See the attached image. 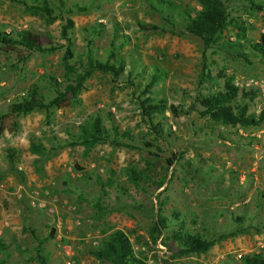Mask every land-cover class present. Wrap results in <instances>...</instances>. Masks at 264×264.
<instances>
[{
  "label": "rangeland",
  "instance_id": "1",
  "mask_svg": "<svg viewBox=\"0 0 264 264\" xmlns=\"http://www.w3.org/2000/svg\"><path fill=\"white\" fill-rule=\"evenodd\" d=\"M21 1L31 5L33 0ZM61 1L59 7L57 0H46L55 18L47 22L13 0H0V29L7 34L28 31L42 45L61 46L60 24L67 17L73 24L68 30L73 53L69 64L75 70L79 61L86 62L87 55L94 61L110 62L111 44L125 68L115 84L107 74H92L77 101L54 109L48 120L40 111L3 119L0 239L7 246L6 264H37L28 260L34 256L35 237L43 241L46 264H110L93 253L115 231L128 239L134 256L146 264H241L246 254H264V229H253L261 228L264 217V122L247 129L224 127L199 117L195 109L197 96L222 85L220 75L238 89L255 91V98L247 102L248 114L264 109V98L252 85L264 82V61L245 50L264 31V7L250 11L248 0H226V12L234 23L223 31L219 44L239 42L242 47L204 51L202 70L201 45L196 38L137 28L140 22L164 25L162 19L167 15L176 18L175 10L164 9L158 1L193 12L199 9L194 0ZM73 5L86 11L65 15L64 10ZM239 22L244 29L242 38L237 34ZM62 53L60 47L41 54L0 45V114L34 83L43 98L50 99L53 91L46 79L60 82L65 77ZM152 72L157 79L150 96L166 103L152 118L153 123L163 124L164 138L159 141L149 132L135 99ZM201 72H208L211 79L200 84ZM127 76L134 89L125 85ZM168 106L181 107L183 112L174 115ZM94 117L105 128L113 125L118 134H127L128 139L119 142L128 146L95 144L86 156L82 147L71 146L78 127ZM245 138H252L251 143ZM30 141L48 151L37 166L34 160L38 157L28 151ZM8 149L14 152L13 167L20 177L9 170ZM172 154L178 156L176 161H171ZM125 168L143 174L139 187L128 181ZM160 180L163 184L157 188ZM108 181L111 187H107ZM34 193L37 202L32 204ZM42 204L44 208H40ZM50 206L53 214L46 211ZM156 215L163 217L165 228L152 244L148 231ZM233 218L242 221L235 223ZM236 228L245 232L213 243L203 254L178 256L175 248L171 252L161 245L175 232L214 240Z\"/></svg>",
  "mask_w": 264,
  "mask_h": 264
},
{
  "label": "trees",
  "instance_id": "2",
  "mask_svg": "<svg viewBox=\"0 0 264 264\" xmlns=\"http://www.w3.org/2000/svg\"><path fill=\"white\" fill-rule=\"evenodd\" d=\"M23 7L24 11L32 12L40 17L44 18L47 22L53 21L52 9L47 5L46 0H33L31 5L25 4L21 0H13ZM59 7H62L61 0H57ZM199 6L196 11H189L187 9H173L172 4L169 2L158 1V5H164V9L168 11H176V18L174 16L167 15L162 21L164 25L144 24L137 23V28L141 32H154L160 34H168L176 37L191 36L196 38L201 45L202 52V70L205 68L203 53L211 48H220L222 50H231L233 48L240 49L242 46L239 42H223L219 44L221 35L227 26L234 23V20L229 19L226 12V0H194ZM250 11H261L264 7L263 3H255L248 0ZM85 7L73 5L64 10L65 15H71L74 13L85 12ZM162 13V12H160ZM73 27L72 21L65 17L62 19L59 29V37L63 41V45L53 44L47 42L42 45L40 40L33 36L28 31H17L12 34L4 33L0 29V45L9 47H21L31 52L37 53H50L58 49H63L62 53V66L64 69L65 77L60 82H57L54 78L48 77L46 79L47 84L53 91V96L46 100L40 94L38 86L34 83L31 84L24 95L15 101L9 103L5 111L0 114V133L3 128L1 126L3 119L10 117L12 119L29 114L33 111H40L44 114L45 119H49L51 112L54 109H62L68 107L70 104L75 103L76 96L83 88L85 81L94 73L107 74L111 78L112 83L120 77L124 72V61L120 55H117L116 47L111 44L112 51L109 54L111 61H94L91 60L88 55L86 56V62L80 64L79 61L75 70L69 61L73 58L71 51V43L69 39L68 30ZM241 22L236 26L238 38H242L244 29ZM121 47V45H120ZM249 54L264 61V31L259 34L256 42H253L245 48ZM240 57H244L240 55ZM220 87H216L212 91H208L205 95H199L195 98L197 105L196 111L199 117L206 118L208 121L218 124L224 127H238L247 129L251 127H257L264 122V109L258 114L247 113V102L252 101L255 98V91L249 89L243 91L238 89L232 84V81L228 78L225 79ZM157 79V74L152 72L149 74V80L137 91L136 96L137 109L142 118L146 119L149 132L153 135L155 141L163 139V124L160 122L153 123V116L156 113H161L166 108L165 100L154 101L151 96V87ZM200 79H203L199 83L202 84L205 80H210L208 72H201ZM127 87L134 89L135 84L132 79L125 81ZM135 92V90L133 91ZM132 92V93H133ZM193 108V107H192ZM172 114L178 115L183 112L181 107L168 106L167 108ZM71 146L78 145L82 147V155L86 156L91 148L95 144L108 143L112 146H128L123 142H119L123 139H128L127 134H118L116 128L110 125L105 128L98 117L90 118L83 126L78 127V131L74 136H71ZM239 139H242L239 137ZM252 138H245L247 144L251 143ZM145 148H154L151 144L142 143ZM28 151L30 154L35 155L38 159L34 160L35 166L40 163L41 157L47 154L48 151L43 148L39 143L29 142ZM6 161L9 166V170L12 174L20 177L21 174L13 167V155L12 150H6ZM152 157H157L154 154H150ZM171 155V161H176L178 156ZM167 166L171 165V162L167 160ZM124 174L128 181L135 187H139V183L143 178V174L137 172L132 168H125ZM163 181L160 180L157 183V188H160ZM112 182H107V187H111ZM99 207V206H98ZM241 218H233V222L239 223ZM165 228L164 219L160 215L155 216V220L152 223L148 231V239L154 244L158 237L161 235L162 230ZM254 230L264 229V217L261 228L254 227ZM245 232L242 228H236L226 234L217 236L214 240H205L197 234L189 233H173L170 237L161 241V245L178 255L187 254H203L206 253L213 243L225 238L233 237L237 234H243ZM52 236L50 231L48 237ZM36 246L34 249V256L28 257V260H33L37 264H46V258L42 254L43 241L38 240L36 237ZM172 244L174 247H172ZM100 249L95 251L93 255L96 259L109 262L110 264H146L141 258L134 256L132 245L128 239L120 232L115 231L107 238L101 241ZM18 250V249H17ZM21 253V252H20ZM0 264H6V260L9 258L7 253V246L3 244L0 239ZM241 264H264V254L251 253L246 254L240 259ZM159 264H167V262L160 261Z\"/></svg>",
  "mask_w": 264,
  "mask_h": 264
},
{
  "label": "built area",
  "instance_id": "3",
  "mask_svg": "<svg viewBox=\"0 0 264 264\" xmlns=\"http://www.w3.org/2000/svg\"><path fill=\"white\" fill-rule=\"evenodd\" d=\"M253 87L258 91L259 95L264 98V82H253ZM33 198L31 199V203L34 204L37 202V199L35 197V193L32 196ZM40 208H44L43 204L40 206ZM49 214H53L54 209L50 206L46 210ZM66 264H69L68 262Z\"/></svg>",
  "mask_w": 264,
  "mask_h": 264
}]
</instances>
